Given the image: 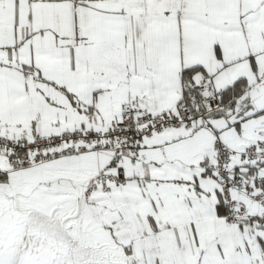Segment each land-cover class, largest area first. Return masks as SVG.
Returning a JSON list of instances; mask_svg holds the SVG:
<instances>
[{"label": "snow or ice", "instance_id": "6c2138e0", "mask_svg": "<svg viewBox=\"0 0 264 264\" xmlns=\"http://www.w3.org/2000/svg\"><path fill=\"white\" fill-rule=\"evenodd\" d=\"M0 264H264V0H0Z\"/></svg>", "mask_w": 264, "mask_h": 264}]
</instances>
